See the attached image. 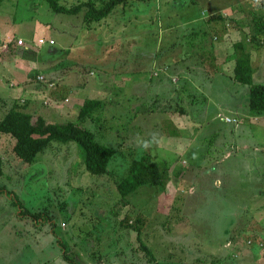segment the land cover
Segmentation results:
<instances>
[{"label": "rangeland", "instance_id": "1", "mask_svg": "<svg viewBox=\"0 0 264 264\" xmlns=\"http://www.w3.org/2000/svg\"><path fill=\"white\" fill-rule=\"evenodd\" d=\"M261 1H134L88 27L85 9L69 15L45 0H0L2 29L10 20L16 41L37 46L22 51L14 41L0 50V76L5 62L24 70L20 83L6 76L0 86V120L17 103L35 124L66 126L79 122L83 102L102 99L104 111L82 127L120 152L109 173L96 176L76 142L53 141L29 163L14 153L16 139L0 133V185L12 194H0V264H71L59 242L76 264H149L141 242L158 264H264V116L250 113L251 86L234 81L232 59L250 57L253 85H264V47L247 38ZM217 16L227 20L208 21ZM221 27L244 47L216 59L211 42ZM36 69L58 99L4 102L17 89L26 95L34 80L22 73ZM147 153L170 164L166 191L142 187L122 204L115 182ZM14 196L53 222L20 217ZM126 217L143 221L141 242L121 225Z\"/></svg>", "mask_w": 264, "mask_h": 264}, {"label": "trees", "instance_id": "2", "mask_svg": "<svg viewBox=\"0 0 264 264\" xmlns=\"http://www.w3.org/2000/svg\"><path fill=\"white\" fill-rule=\"evenodd\" d=\"M49 7L56 13H65L75 15L85 9V22L88 27L91 24L100 23L107 18L113 10L118 6L126 7L128 3L134 1H149V0H87L80 2L72 7H66L60 4V0H45ZM264 3L256 4V8H262L263 11L255 10L249 17V33L248 41L255 49L264 47ZM216 20H225L221 16L213 17L209 22ZM6 42L5 40L0 43ZM10 44L9 48L11 47ZM16 45V43H15ZM244 47V41L240 44H235L234 47ZM21 48L20 46H17ZM9 48L7 50H9ZM26 54V53H25ZM27 55V54H26ZM235 59L233 70V79L237 83L251 86L248 105L250 113L253 116H264V85H253L254 68L251 65L250 57H232ZM52 83V81H51ZM55 90H53L54 92ZM62 92V91H61ZM59 92L53 93L54 99H58ZM68 100V99H67ZM107 106V102L102 99H88L83 102L79 111V122L69 123L66 126H44L41 123L35 124L33 116L27 113L26 106L14 104L13 108L0 120V133L10 135L16 139L14 153L18 158L26 162H32L35 156L43 151L53 142L61 143L76 142L83 151L84 165L87 172L96 176H104L109 173L108 167L111 161L116 157L119 149H115L99 143L96 140L95 134L82 127V124L88 120H94V116L101 114ZM60 127V128H59ZM37 136V137H36ZM180 171L176 172L177 176ZM3 175V160L0 158V177ZM170 164L157 163L153 160L150 154H145L140 159H134L127 170L126 176L118 180L116 190L121 197L122 204H128L130 196L136 194L142 187H157L161 192H165L168 183L170 182ZM6 193L12 195L5 190V187L0 185V194ZM17 199V206L22 211V215L29 216L33 221L53 222L52 217L45 215L43 212L32 213L26 209L20 200ZM45 216V217H44ZM47 216V217H46ZM121 225L125 228L134 229L138 232L137 241L141 242V229L143 221L137 219L134 224L129 223V218L126 217ZM141 225V228H140ZM140 250L145 254L149 264H158L152 251L148 246L141 242ZM64 248V245H62ZM64 259L71 264H76L68 251L65 250ZM147 264V262H146Z\"/></svg>", "mask_w": 264, "mask_h": 264}, {"label": "crops", "instance_id": "3", "mask_svg": "<svg viewBox=\"0 0 264 264\" xmlns=\"http://www.w3.org/2000/svg\"><path fill=\"white\" fill-rule=\"evenodd\" d=\"M239 5V4H238ZM217 7V11H219V12H221V13H229L230 15L232 14V17H233V13H230V11L229 10H227V8H224V9H221L222 7H220V5L219 6H216ZM220 7V8H219ZM218 8L220 9V10H218ZM215 11V10H214ZM213 11V12H214ZM239 13V12H238ZM227 19H225L224 21H226ZM208 21H209V19H208ZM10 20H8V22H4L3 24H6L5 25V27H4V29H2V25L0 26V41H2V40H5V41H8V40H10V39H14L15 37H16V33L15 32H13L14 31V26H12L10 23ZM10 26H12L13 28L9 31V28H10ZM46 27H49V26H46ZM48 29V28H47ZM216 31H222L223 32V35H221V36H219L217 33L216 34H214V36H213V40H212V42H211V45H212V47H211V49L212 50H210L213 54H214V56H215V54H216V52L217 51H220V52H222V51H225L224 53H226L228 50H230L231 48H232V50H234V45H235V42H234V34H236V33H230V32H227L224 28H222L221 27V29H215ZM239 30H242V29H239ZM239 30H238V32H239ZM223 36V39H222V42L220 43V38ZM20 38H22V37H20ZM19 38V39H20ZM39 40H42V39H39ZM14 41L16 42V40L14 39ZM14 42V43H15ZM13 43V44H14ZM34 44V43H33ZM32 44V45H33ZM32 45H30L29 43H27V46L28 47H30L31 49H33V51H35V46L33 47ZM12 46V45H11ZM12 47H16L15 45H13ZM37 47V46H36ZM17 49H20V50H22V49H24V48H18V47H16ZM23 51V50H22ZM231 52V51H230ZM9 52H7V53H5V54H8ZM14 53V52H13ZM25 53H27V52H23L22 54H21V56H26V54ZM233 53V52H232ZM232 53L230 54L229 53V56H231L232 55ZM15 54H17V53H15ZM14 54V55H15ZM2 55V54H1ZM216 57V56H215ZM227 58H228V56H227ZM216 59H217V57H216ZM13 60H14V58H13ZM17 62V60H14V65H11L9 62H5V64H4V66H3V68H4V72L2 73V75L0 76V86H2L3 87V84H4V79H5V77L6 76H9V79L10 80H16V78H17V76H19V72H20V69H22V67L19 69V64L16 66V63ZM220 62V61H219ZM218 62V63H219ZM22 71H24L23 69H22ZM26 71H27V69H26ZM23 75H25V77H26V75H27V77L26 78H24V79H22V80H25V81H28V80H34V83H33V85L31 86V88L29 89L28 87H26L25 88V93H26V95L25 96H23L22 95V93H21V90L20 89H17V90H15V91H13V93H10V94H8L7 96H11L12 98L10 99V98H6L5 99V101L4 102H11L10 100H13V99H22V100H26V102H28V104H29V106H31V104L32 105H34V104H36V102H35V99H39V100H42V99H44V97H46V95H47V91H48V88H45L46 86H43V85H41L40 83H38L37 82V76L40 74H44V73H41V72H38V69H36V70H34V71H32L30 74L29 73H27V72H23L22 73ZM28 74H29V76H28ZM18 79V78H17ZM21 80V81H22ZM16 81H18L19 83H20V78H19V80H16ZM35 81H36V83H35ZM60 91H62V87H61V90ZM57 91H51L50 92V94L49 95H47V96H52V98L54 99V96H53V93H56ZM46 94V95H45ZM24 97V98H23ZM33 97L35 98V99H33ZM43 97V98H42ZM33 99V101H31ZM8 100V101H7ZM28 100V101H27ZM13 101H15V100H13ZM66 101H68V100H66ZM7 195V194H6ZM8 196V195H7ZM20 210V209H19ZM21 211V210H20ZM19 216L21 217V216H25V215H22V211H21V213L19 212ZM35 222V224L37 225V226H39L40 224H43V222L41 221H39V222H36V221H34ZM50 223V222H49ZM52 223V222H51ZM54 224V223H53ZM49 229H50V231L51 232H54L55 231V229H53V225L51 226V227H49ZM59 245L60 246H62V243L61 242H59ZM62 249L64 250V252H63V256H64V253H65V249L62 247Z\"/></svg>", "mask_w": 264, "mask_h": 264}, {"label": "built area", "instance_id": "4", "mask_svg": "<svg viewBox=\"0 0 264 264\" xmlns=\"http://www.w3.org/2000/svg\"><path fill=\"white\" fill-rule=\"evenodd\" d=\"M14 40L13 39H10L4 43H0V50H7L10 46L11 43H13ZM17 46H20V47H24V46H27L26 43L22 40V39H18V41L15 42ZM39 44H44L45 41L42 39V40H39L38 41ZM37 81H44V76L42 75H39L37 76ZM48 87H54L52 86L51 83H48Z\"/></svg>", "mask_w": 264, "mask_h": 264}]
</instances>
